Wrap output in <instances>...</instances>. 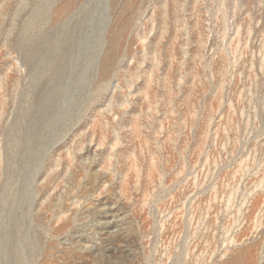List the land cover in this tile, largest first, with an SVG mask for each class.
Returning a JSON list of instances; mask_svg holds the SVG:
<instances>
[{
  "label": "rangeland",
  "instance_id": "rangeland-1",
  "mask_svg": "<svg viewBox=\"0 0 264 264\" xmlns=\"http://www.w3.org/2000/svg\"><path fill=\"white\" fill-rule=\"evenodd\" d=\"M0 264H264V0H0Z\"/></svg>",
  "mask_w": 264,
  "mask_h": 264
}]
</instances>
